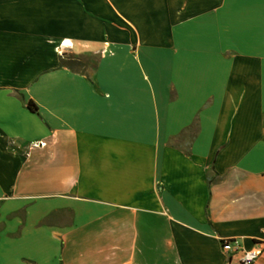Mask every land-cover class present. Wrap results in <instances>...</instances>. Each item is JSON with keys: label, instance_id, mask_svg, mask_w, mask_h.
Returning <instances> with one entry per match:
<instances>
[{"label": "crops", "instance_id": "0c3cea01", "mask_svg": "<svg viewBox=\"0 0 264 264\" xmlns=\"http://www.w3.org/2000/svg\"><path fill=\"white\" fill-rule=\"evenodd\" d=\"M225 239L264 264V0H0V264H238Z\"/></svg>", "mask_w": 264, "mask_h": 264}, {"label": "built area", "instance_id": "2783aa9c", "mask_svg": "<svg viewBox=\"0 0 264 264\" xmlns=\"http://www.w3.org/2000/svg\"><path fill=\"white\" fill-rule=\"evenodd\" d=\"M42 143L31 144V147L42 146ZM221 252L225 255L237 253L238 264H252L259 256L263 244L261 242L254 243L248 250H241L238 243L234 239H225L220 242Z\"/></svg>", "mask_w": 264, "mask_h": 264}, {"label": "trees", "instance_id": "16d2710c", "mask_svg": "<svg viewBox=\"0 0 264 264\" xmlns=\"http://www.w3.org/2000/svg\"><path fill=\"white\" fill-rule=\"evenodd\" d=\"M59 66L61 67H65L67 69H77L80 68L81 66H83L84 64L82 63V61H80L77 57L75 56H66V57H59ZM26 108L27 110H29L30 112L32 113H35V109L34 107L30 104V103H27L26 104Z\"/></svg>", "mask_w": 264, "mask_h": 264}]
</instances>
